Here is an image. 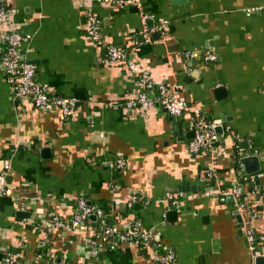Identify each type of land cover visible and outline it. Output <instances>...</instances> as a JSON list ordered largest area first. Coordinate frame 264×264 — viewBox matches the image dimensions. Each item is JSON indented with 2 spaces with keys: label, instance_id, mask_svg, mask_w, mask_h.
Segmentation results:
<instances>
[{
  "label": "crops",
  "instance_id": "obj_1",
  "mask_svg": "<svg viewBox=\"0 0 264 264\" xmlns=\"http://www.w3.org/2000/svg\"><path fill=\"white\" fill-rule=\"evenodd\" d=\"M6 2L11 10L6 28L33 35L26 58L35 66L34 81L52 97L74 98L76 105L67 119L55 107L37 109L15 97L0 68V181L13 191L11 196L0 193V253L31 257L44 245L39 225L46 209L69 217L77 199L85 198L113 213L110 220L119 225L139 219L172 264H256L241 231L245 214L238 211L239 223L235 203H220L219 194L185 191L183 211L166 216L173 209L167 192L175 193L184 182L194 184L197 177L212 181L205 179L210 155L189 152L188 113L172 123L157 104L123 105L137 94V77L123 63L103 57L87 36L86 14L91 9L100 18L105 42L126 51L155 81L175 84L182 99L209 116L213 127L221 126L213 146L225 154L217 158L212 190H244L247 210L261 205L251 225L264 233V194L251 199L246 193L263 184L264 176L251 184L239 163V155L256 152L264 165V10H258L264 0H140L141 6L93 0ZM145 13L153 18L143 20ZM162 20L167 21L165 31L150 32L147 40L144 26L151 29ZM196 50L213 52L216 59L183 56ZM217 86L224 91L216 93ZM118 158L125 160L124 168L108 165ZM132 192L149 203L128 207ZM17 211L28 214L18 216ZM49 238L53 261L57 255L68 264H152L147 253L124 244L102 247L91 257L83 232L50 230Z\"/></svg>",
  "mask_w": 264,
  "mask_h": 264
},
{
  "label": "built area",
  "instance_id": "obj_2",
  "mask_svg": "<svg viewBox=\"0 0 264 264\" xmlns=\"http://www.w3.org/2000/svg\"><path fill=\"white\" fill-rule=\"evenodd\" d=\"M96 3H135L141 6L140 0H93ZM258 10H264V5ZM253 9H247V13ZM153 18L151 14H143V20ZM88 38L102 53L103 57L109 62H122L127 71L137 77L139 90L136 95L129 97L123 101V105L128 108L142 107L148 108L155 104L161 106L167 113L176 117L185 113L189 114V123L194 131V136L187 143V148L191 153L207 152L210 155V166L208 168L206 178L217 182L216 161L219 155L225 154L224 149H216L212 145V140H216L217 136L213 131L212 123L206 119V115L199 107L188 103L179 96L178 89L175 84L169 85L164 81H155L147 69L138 66L137 62L129 56V54L110 44L103 39V27L99 17H97L91 9H87L86 14ZM11 21V10L6 0H0V68L5 73L9 85L13 88L15 97L28 100L33 107L37 109L49 106L59 110L63 119L69 118L74 112L76 101L72 97L58 96L52 97L42 85L34 81L35 66L27 61L26 55L30 51V43L32 33L21 31L17 27L6 28ZM167 25L166 20L160 21L157 26L149 29L144 26V35L148 40L150 32L165 31ZM183 56L190 59H201L202 61H214L216 56L213 52L205 51H187L183 52ZM153 93V97L150 96ZM113 169L124 168L126 162L124 159L118 158L108 162ZM9 165H4L7 171ZM264 176V171L259 176ZM4 177V173L2 174ZM118 185H113L117 189ZM0 193L12 195L13 191L7 187L4 182L0 181ZM212 194H231L235 199V205L238 211L245 214L241 223V231L251 252L252 258H264V233H257L251 225L252 219L259 216L255 209L247 210L244 202H240L243 197V190L240 187H232L225 189L217 187L211 190ZM253 195L264 194V183L256 185L252 190ZM169 205L177 207L180 202L186 198V193L178 191L175 193L167 192L165 194ZM144 197L138 192H132L127 201V206L132 207L136 203L147 205ZM95 214L98 221L92 224L89 216ZM115 216V215H114ZM111 219L113 213H105L88 203L85 198H78L76 202V211L69 217L60 215L56 210L46 209V220L40 223L41 241L44 245L50 241L49 231L56 232H83L86 234L85 244L89 249L91 257H95L102 247L114 249L120 244L134 247L138 250H144L147 253L152 264H172L170 254L157 243L154 238L153 231L143 225L139 219H135L128 224H106V219ZM2 264H54L53 254L49 249L44 253L35 256L17 257L9 251L1 253ZM60 264H68L60 262Z\"/></svg>",
  "mask_w": 264,
  "mask_h": 264
},
{
  "label": "water",
  "instance_id": "obj_3",
  "mask_svg": "<svg viewBox=\"0 0 264 264\" xmlns=\"http://www.w3.org/2000/svg\"><path fill=\"white\" fill-rule=\"evenodd\" d=\"M152 20V19H150ZM155 35H159L158 32H154L152 33V36ZM214 91L217 92H223L224 91V87L223 86H217L215 87ZM164 110V109H163ZM165 111V110H164ZM167 113V112H166ZM169 120L172 123H175V120H177V117L174 115L169 114ZM178 131L180 132V128L181 126L178 124L177 125ZM216 136H219L218 131H221V126L220 125H215L213 127ZM194 136V131L190 130L188 133V137L190 139H192ZM212 145L215 144V140H212ZM243 149V148H240ZM239 163H240V167L242 169V173L244 175H248L250 177H252V181L251 184H259L260 182V178H259V174H261L264 171V165L262 162V159L259 155V153L256 152H249V153H244L239 155ZM215 187V182L211 181L209 183L202 181L200 177H197V180L194 184H189L187 182H184V185H181V187L175 189L174 192H178V191H192V192H205V191H211L213 188ZM219 201L220 203H225V202H235V199L233 198V196L231 194H219L218 195ZM256 198H259L258 195L256 196ZM264 201V197L262 198ZM184 207L179 205L177 207H173L172 210L167 211L166 212V216H170V215H176L178 211H183ZM234 213L237 214L238 217V221L239 223L241 222V219L238 215V210H234ZM25 214H28V212H23V211H17V215L18 216H25ZM90 220H96L95 214H91L89 216ZM0 257H1V253H0ZM256 264H264V258L263 257H255L253 258ZM61 262V257L59 256H55V259L53 261L54 264H60Z\"/></svg>",
  "mask_w": 264,
  "mask_h": 264
},
{
  "label": "trees",
  "instance_id": "obj_4",
  "mask_svg": "<svg viewBox=\"0 0 264 264\" xmlns=\"http://www.w3.org/2000/svg\"><path fill=\"white\" fill-rule=\"evenodd\" d=\"M120 63H122V62H120ZM206 119H207L209 122H211V118H210L209 116H206ZM211 123H212V122H211ZM235 163H236V166H237V162H235ZM252 188H253V186H250V187L248 188V190L246 191V193H249V194H250V195H248L249 198L254 199V196H255V195L252 194ZM244 194H245V191L243 190V197L241 196L239 200H240V202H244V204H245V202H246L247 200L244 199V197H245ZM245 206L247 207L246 204H245ZM255 208H256L255 210L258 211V213H259V215H260V214H261V205L259 204V205H257ZM89 221H90L92 224H96V223L92 222L90 219H89ZM105 223H106V224H117L114 220H110V219H106V220H105ZM256 232H257V231H256ZM257 233H261V232H257ZM46 249H47L46 244L43 245V246H38V247H36V249L34 250L32 256H35L36 254L39 255L40 253H44V252L46 251ZM161 249H162V248H161ZM140 251H142V252L145 253L144 250H140Z\"/></svg>",
  "mask_w": 264,
  "mask_h": 264
}]
</instances>
